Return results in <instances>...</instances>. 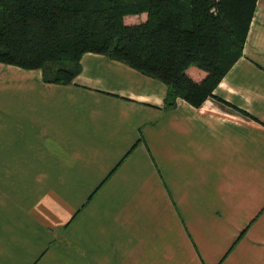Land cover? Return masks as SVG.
Masks as SVG:
<instances>
[{
  "label": "crops",
  "instance_id": "1",
  "mask_svg": "<svg viewBox=\"0 0 264 264\" xmlns=\"http://www.w3.org/2000/svg\"><path fill=\"white\" fill-rule=\"evenodd\" d=\"M80 64L58 84L0 62V264H264V0L226 104Z\"/></svg>",
  "mask_w": 264,
  "mask_h": 264
},
{
  "label": "trees",
  "instance_id": "2",
  "mask_svg": "<svg viewBox=\"0 0 264 264\" xmlns=\"http://www.w3.org/2000/svg\"><path fill=\"white\" fill-rule=\"evenodd\" d=\"M255 3L0 0V62L70 84L81 56L100 53L165 83L166 107L179 97L200 106L242 55Z\"/></svg>",
  "mask_w": 264,
  "mask_h": 264
}]
</instances>
